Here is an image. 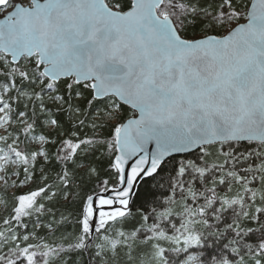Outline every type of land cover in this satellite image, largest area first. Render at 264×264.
Instances as JSON below:
<instances>
[{
    "label": "snow or ice",
    "instance_id": "obj_1",
    "mask_svg": "<svg viewBox=\"0 0 264 264\" xmlns=\"http://www.w3.org/2000/svg\"><path fill=\"white\" fill-rule=\"evenodd\" d=\"M0 264H264V0H0Z\"/></svg>",
    "mask_w": 264,
    "mask_h": 264
},
{
    "label": "rangeland",
    "instance_id": "obj_2",
    "mask_svg": "<svg viewBox=\"0 0 264 264\" xmlns=\"http://www.w3.org/2000/svg\"><path fill=\"white\" fill-rule=\"evenodd\" d=\"M68 230L71 231V227H68Z\"/></svg>",
    "mask_w": 264,
    "mask_h": 264
},
{
    "label": "trees",
    "instance_id": "obj_3",
    "mask_svg": "<svg viewBox=\"0 0 264 264\" xmlns=\"http://www.w3.org/2000/svg\"><path fill=\"white\" fill-rule=\"evenodd\" d=\"M68 227H71V225H69ZM85 259H87V257H85Z\"/></svg>",
    "mask_w": 264,
    "mask_h": 264
}]
</instances>
